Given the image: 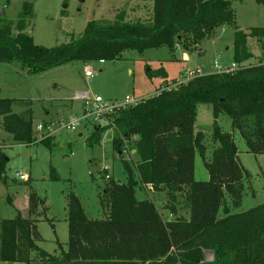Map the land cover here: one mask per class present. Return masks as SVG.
I'll list each match as a JSON object with an SVG mask.
<instances>
[{
  "label": "trees",
  "instance_id": "trees-1",
  "mask_svg": "<svg viewBox=\"0 0 264 264\" xmlns=\"http://www.w3.org/2000/svg\"><path fill=\"white\" fill-rule=\"evenodd\" d=\"M233 1L241 0H152L148 23L90 20L79 37L53 47L34 44L31 35L24 31L26 20L33 15L32 3L24 2L14 32L8 23L0 25V63L16 61L28 73L35 74L74 60L86 63L117 59L128 49L141 53L167 47L173 52L176 42L188 47L225 23L233 27V62L241 64L252 57L247 46L249 37L259 43L260 59H264V27H252L247 32L239 29L234 23ZM254 1L264 4V0ZM147 74L165 77L162 68ZM14 104L21 106L20 112L12 111ZM199 104H209L212 113L210 135L216 144L209 157L205 155L204 133L193 131ZM220 114L230 119L231 132L218 126ZM0 117L2 129L14 141L33 142L29 100L0 98ZM110 126L116 132L112 138L114 151L120 153L124 140L132 143L137 179L125 160L124 182L105 177L103 196L108 207L100 219L88 218L78 199L70 194L66 249L55 254L37 245L41 237L35 217L41 214L39 205L43 200L29 187L28 217L17 209L14 217L0 218V261L264 264V203L230 212V208L240 206L244 180L249 177L239 162L233 131L239 133L247 152L264 154V61L231 72L194 75L174 88L159 89L153 96L119 111L111 124L93 127L87 143H98L100 130ZM39 142L48 147L51 144L49 137H42ZM195 154L207 170L206 180L194 178ZM3 160L1 156L0 167ZM49 178L59 179L53 167ZM137 184L163 192L167 199L163 208L173 218L164 221L151 199H136ZM7 201L12 205L11 198ZM180 210H185V215ZM204 250L212 253L211 261L204 260Z\"/></svg>",
  "mask_w": 264,
  "mask_h": 264
},
{
  "label": "rangeland",
  "instance_id": "rangeland-1",
  "mask_svg": "<svg viewBox=\"0 0 264 264\" xmlns=\"http://www.w3.org/2000/svg\"><path fill=\"white\" fill-rule=\"evenodd\" d=\"M24 2L33 5V15L26 20L24 31L30 33L34 44L43 47H53L79 37L90 20L110 23L122 19L124 22L148 23L152 17V0H0V25L8 23L14 32L17 15ZM231 7L234 23L239 29L247 32L252 27H264V4L241 0L233 1ZM198 42L188 47L176 42L173 52L167 47L149 48L141 53L128 49L122 52L120 58L104 60L103 63L74 60L35 74L28 73L16 61L0 63V98L31 102L33 132L32 143L20 144L2 129L0 117V157L5 159L0 167V218L14 217L17 209L28 217L27 192L31 187L43 200L39 205L41 214L35 217L41 237L37 245L50 254L66 249L67 201L70 194L78 199L88 218H103L108 207L103 196L104 175L124 182L126 174L122 161L125 160L137 179L133 169L135 157L130 150L132 143L124 140L120 153L114 151L112 138L116 132L110 126L100 130L98 143L88 144L86 139L92 128L111 124L117 114L104 120L83 118L84 103L76 99L75 94L87 92L90 96L114 101H121L125 96H138L142 100L153 96L155 90L157 93L159 89L176 87L171 80L180 78L187 68L200 67L203 73H211L215 72L211 69L214 63L225 66L233 62L231 24L214 27ZM247 46L252 57L245 61V66L264 61L260 59L259 43L253 37L247 38ZM86 65L96 74L86 77ZM160 68L164 70L165 77L147 74ZM180 80L185 82L188 79L184 77ZM11 109L18 113L22 108L14 104ZM196 117L193 128L204 133L205 155L209 157L216 144L210 135V105L199 104ZM70 118L79 120L73 129L64 126ZM40 123L47 125L48 130L37 131L36 126ZM217 124L222 131L231 132L230 119L226 115L220 114ZM43 134L49 137L50 147L39 142ZM233 139L239 162L249 172V177L244 180L240 206L233 209L236 213L264 203V154L247 152L237 131H233ZM50 167L54 168L59 179L49 178ZM18 173L26 175L27 180H20ZM207 176L201 157L196 155L195 180H206ZM134 196L138 200L151 199L162 219L169 218L167 209L163 208L167 201L163 192L146 190L137 184ZM8 197L12 199V205L8 203ZM226 200H229L227 196ZM180 212L186 213L185 210ZM203 254L205 261L212 260L209 250H204ZM0 264L26 263L0 261ZM31 264L38 263L34 261Z\"/></svg>",
  "mask_w": 264,
  "mask_h": 264
},
{
  "label": "built area",
  "instance_id": "built-area-1",
  "mask_svg": "<svg viewBox=\"0 0 264 264\" xmlns=\"http://www.w3.org/2000/svg\"><path fill=\"white\" fill-rule=\"evenodd\" d=\"M99 63H103L104 60L100 59L98 60ZM245 62L238 64L235 62H232L231 64H227L225 66H220V64L214 63L212 68L214 71L217 72H231L236 69H239L241 67H244ZM203 70L202 68L198 67L195 69H185L184 72L181 74L180 78H178L175 81V84L173 86L181 83L182 81L180 80L181 78L186 77V79H189L193 77L194 75L202 74ZM96 74V71L92 69L90 66L86 65L84 69V75L86 77H90ZM76 99H79L83 101L84 103V108H83V118H92L93 120L95 119H102L106 118L107 116H111L112 114H117L119 111L122 109H125L129 106H133L137 104L141 98L138 96H125L123 100L121 101H114V100H109V99H103L99 96H90L89 93L87 92H78L74 96ZM79 124L78 119H73L70 118L66 123L65 127L67 129H73L75 126ZM44 127V129H43ZM37 131H45L48 130V126H43V124H38L36 126ZM47 134V133H44ZM44 134L41 135L40 139L44 137ZM20 180H27V176L23 174H17ZM107 177V175H105Z\"/></svg>",
  "mask_w": 264,
  "mask_h": 264
},
{
  "label": "crops",
  "instance_id": "crops-1",
  "mask_svg": "<svg viewBox=\"0 0 264 264\" xmlns=\"http://www.w3.org/2000/svg\"><path fill=\"white\" fill-rule=\"evenodd\" d=\"M250 52H251V51H250ZM199 54H201V53H199ZM212 66H213V65H212ZM212 66H211V69H213ZM187 69H188V68H187ZM212 71H214V70H212ZM210 72H211V71H210ZM178 78H179V76H178L177 78L172 79V80H171V83H172L173 80L176 81ZM169 84H170V83H169ZM172 84H175V82L172 83ZM165 86H166V85H165ZM167 86H168V84H167ZM160 87H162V86H160ZM160 87H159V88H160ZM155 93H156V90H155L154 94H155ZM196 121H197V117H196ZM193 131L196 132V131H201V130H200V129L196 130V129L193 128ZM131 152H132V150H131ZM118 154H119V153H118ZM196 155H198V154H195V156H194V168H195ZM207 178H208V176H207ZM142 186H143L146 190H151L149 185H142ZM230 212L235 213V212L233 211V209H231ZM159 213H160V212H159ZM220 213H221V209L219 210V215H221ZM168 214H169V218H167V219H163L164 221L171 220V219L173 218V216H172L169 212H168ZM181 214H182V212H181ZM160 215H161V213H160ZM184 215H185V214H184Z\"/></svg>",
  "mask_w": 264,
  "mask_h": 264
},
{
  "label": "water",
  "instance_id": "water-1",
  "mask_svg": "<svg viewBox=\"0 0 264 264\" xmlns=\"http://www.w3.org/2000/svg\"><path fill=\"white\" fill-rule=\"evenodd\" d=\"M64 7H65V5H63ZM29 35H30V33H28ZM197 43H199V42H197ZM132 152H134V150H132Z\"/></svg>",
  "mask_w": 264,
  "mask_h": 264
}]
</instances>
